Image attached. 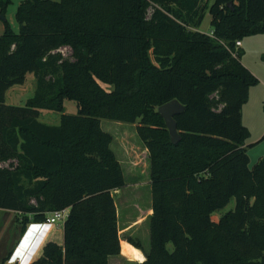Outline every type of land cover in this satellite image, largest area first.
<instances>
[{"label": "trees", "instance_id": "16d2710c", "mask_svg": "<svg viewBox=\"0 0 264 264\" xmlns=\"http://www.w3.org/2000/svg\"><path fill=\"white\" fill-rule=\"evenodd\" d=\"M208 11L214 37L199 31ZM17 19L18 33L6 24L0 35V209L19 213L23 230L69 209L64 245L47 243L33 264H110L121 254L113 192L127 180L102 119L137 123L149 150L151 248L132 264H264V158L249 167L242 120L259 79L236 47L264 34V0H23ZM28 73L34 96L6 104ZM66 98L76 115L39 120ZM174 99L185 107L178 143L158 111Z\"/></svg>", "mask_w": 264, "mask_h": 264}, {"label": "rangeland", "instance_id": "374dc122", "mask_svg": "<svg viewBox=\"0 0 264 264\" xmlns=\"http://www.w3.org/2000/svg\"><path fill=\"white\" fill-rule=\"evenodd\" d=\"M22 1L10 0L3 12L0 8V35L4 34L6 24L15 33L19 32L20 24L17 19V10ZM199 31L207 34L212 31L209 11L206 13L204 21L199 27ZM145 40L144 51H152L151 43H149V40ZM60 51L66 57H70L72 53L70 47H63ZM109 88L111 87L109 86ZM36 89V75L34 73H28L23 84H16L7 91L6 104L24 106L34 96ZM64 113L76 115L78 113L77 103L66 98L64 100L63 111L41 109L39 120L47 124H59ZM102 127L116 139L117 150L123 159L125 172L127 173V185L118 198L122 233L123 230L126 231L127 228H131L133 230L129 233V239L135 242H146L148 230L147 220L149 219L148 214L152 201L149 154L148 152H143L146 150H144L145 146L137 134V123H123L102 119ZM257 140L259 138L251 133L247 143H254ZM248 155L250 157L249 167L253 169L264 158V141L256 146L249 147ZM2 165L4 167L9 166L8 163ZM136 180L138 182H135ZM235 205L236 201L233 199L226 208L213 215L214 219L217 220L226 212L235 209ZM19 215V213L11 210L0 209V264H33L43 255L47 243L52 242L60 246L64 245L65 220L56 224L47 221L32 222L26 230H23ZM137 220L143 224L140 226L136 225ZM136 230H139L137 234L134 232ZM133 245L136 246L135 244ZM128 263L121 261L119 256L110 262V264Z\"/></svg>", "mask_w": 264, "mask_h": 264}, {"label": "crops", "instance_id": "0c3cea01", "mask_svg": "<svg viewBox=\"0 0 264 264\" xmlns=\"http://www.w3.org/2000/svg\"><path fill=\"white\" fill-rule=\"evenodd\" d=\"M244 51V55L242 57V62L252 71V73L259 79V83L250 89V96L247 101V103L243 106L242 109V120L243 123L248 129L250 130V135L253 133L255 137H258L259 140L252 143H247V145L253 144V146L258 145L262 141H264V34H258L254 36L247 37L242 40V47ZM252 117V119H250ZM57 125V124H55ZM111 134V133H110ZM112 135V134H111ZM113 136V135H112ZM252 146V147H253ZM112 149L115 152L117 158L119 159L120 163L122 164V167L124 169V173L127 179V173L125 172V166L123 159L120 157V153L117 150V143L116 139L113 137L112 142ZM143 152H148L149 150L147 147L144 148ZM135 182H138L136 180ZM126 187V186H125ZM124 188L117 189L113 192L117 209H118V221H119V235H120V241H121V254L117 256L110 257V262L115 257L121 258V261L123 262H129L128 264L132 263H140L147 259V255L150 252V217L153 214V208H152V201L149 208V214H148V220H147V240L146 242L143 241L142 247L134 246L132 242L129 240L128 236H130L129 233L133 229L127 228V230H123L122 233V226H121V218H120V210H119V204H118V198L122 194ZM152 196V191H151ZM143 218V217H142ZM141 219V218H140ZM138 221V222H137ZM134 222H137L136 225L140 226L143 223H140L141 221L137 220ZM32 223V222H31ZM29 223L28 226L31 224ZM27 226V227H28ZM133 228V227H132ZM136 234L139 232V230L134 231ZM124 235V237H123ZM127 236V237H125ZM50 239V238H49ZM130 245L133 248L137 249L141 252L143 256V260L132 258L129 255H127L124 251L125 245ZM120 260V259H119Z\"/></svg>", "mask_w": 264, "mask_h": 264}, {"label": "water", "instance_id": "95a60500", "mask_svg": "<svg viewBox=\"0 0 264 264\" xmlns=\"http://www.w3.org/2000/svg\"><path fill=\"white\" fill-rule=\"evenodd\" d=\"M231 4V3H230ZM185 110L184 105L179 100L174 99L169 101L158 108L159 113L164 117L166 125L169 129L170 136L173 143H178L181 135L178 130V124L175 119L176 114Z\"/></svg>", "mask_w": 264, "mask_h": 264}, {"label": "built area", "instance_id": "2783aa9c", "mask_svg": "<svg viewBox=\"0 0 264 264\" xmlns=\"http://www.w3.org/2000/svg\"><path fill=\"white\" fill-rule=\"evenodd\" d=\"M210 35L212 37H214V33L212 31L210 32ZM236 47L237 48L242 47V40H238L236 42ZM68 216H69V209L68 208L63 209V210H56V211H53L47 215L46 221L49 223L56 224L60 221H64V220L66 221Z\"/></svg>", "mask_w": 264, "mask_h": 264}]
</instances>
